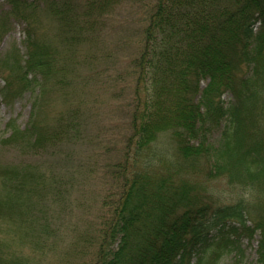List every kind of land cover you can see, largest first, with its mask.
I'll return each mask as SVG.
<instances>
[{"label":"trees","instance_id":"1","mask_svg":"<svg viewBox=\"0 0 264 264\" xmlns=\"http://www.w3.org/2000/svg\"><path fill=\"white\" fill-rule=\"evenodd\" d=\"M5 1L0 43L18 25L23 50L0 54V103L28 93L29 113L0 137L22 154L0 167V264H43L51 236L68 239L49 243L56 264H217L232 251L239 262L241 241L255 236L264 264V0L145 4L123 85L132 91L119 104L126 124L99 166L79 77L88 81L81 70L97 57L88 44L127 0ZM109 75L101 93L118 100ZM48 95L60 104L42 122ZM221 178L218 194L208 184ZM93 179L98 214L84 230L54 234L34 214L79 208L69 196Z\"/></svg>","mask_w":264,"mask_h":264},{"label":"rangeland","instance_id":"2","mask_svg":"<svg viewBox=\"0 0 264 264\" xmlns=\"http://www.w3.org/2000/svg\"><path fill=\"white\" fill-rule=\"evenodd\" d=\"M148 1L149 0H127L125 2L119 3L114 10L112 17H110V20L108 21V32L105 31V33H103V37L99 42H97V44H88L89 48L93 47L92 50L94 54L97 55V57L88 64L90 65L89 68L84 67L85 69L81 70V75H84L85 72L89 70L87 72L89 73V77L87 82H83V78L81 79L79 77V97L80 99H83L82 101L89 111L87 132L91 134L96 133L98 135V166L101 165L102 162L104 164L106 158L110 159L115 156L114 149L112 154H109L110 151H103L105 147H108L106 141L110 138L109 143L111 145H115L119 139L117 136L121 135V133L124 131L123 126L126 124V120L123 119L125 116V110L122 108L120 109L119 104L120 102L125 104L128 94L132 91L131 82L128 88H123V85L126 83L124 79L125 75H127L126 72L129 69V56L135 52L134 41L136 31L142 24L144 12L147 11V9H145V4H147ZM0 3L3 4V8L8 7V3H6L5 0H0ZM134 32L135 36H133ZM22 37V29L18 25H14V29L11 31V33L6 35L0 43V54L5 49H7L11 43H15L22 48L20 43ZM87 52L88 51H86V53ZM118 71L123 72V76H116ZM110 73L115 78V84L112 85L111 88L115 87L116 91L113 94H117L116 96L119 98L118 100H112V96L109 93H101L100 84L105 87L109 81H111L112 76L109 75ZM121 77L124 78L122 79ZM27 98L28 93H26L22 99L16 100L11 107L0 103V137L4 136L7 138L5 136L9 133L7 124L9 119L12 117L18 116L17 121L12 123L13 125H23L26 122L29 113V101ZM225 98L226 96H224V99ZM59 104L60 103L57 99L52 96L49 97L48 95L45 98L42 107L39 109L38 120L42 122L49 121L51 115L57 108H59ZM219 133L220 130L215 133L214 137L217 138ZM2 143H0V167L3 164L11 165L13 162H15L13 159L22 155L20 153H12V151H16L15 148H13L11 145H4ZM158 146L164 147V145ZM92 147L96 149V146ZM77 153L80 154L79 157L81 158H86L87 156H93L95 154L93 151L90 153H85L83 148H78ZM39 157H42V155H39L35 158ZM30 159L33 160V157H30ZM47 159L45 161L49 162ZM85 160L86 159L83 161ZM33 162V167H35L36 170L41 168L39 167V163H36L35 161ZM41 166L44 167V165ZM96 182L97 181L94 179L83 182L80 190L76 193H72L69 196L68 201H78L77 205H79V208L73 207L70 210L69 207L66 214L57 215L56 213L48 212L47 210L49 207H47L48 209H39L35 211L34 214L36 217L45 216L49 218L48 223H50L51 227H53L54 234L55 227L59 229L57 233L58 235L69 231L80 232L84 230L86 226L89 225V222H92L98 214L99 203L96 204V202H98V197L95 195L99 193L100 186L98 183L95 184ZM208 185H211L214 188V191H217L219 194L220 187L223 185L222 178L213 179V181ZM39 221H41V219ZM4 226L5 224L3 223V228ZM55 239L56 238L51 236L49 241L44 243L47 257L42 258L41 263L56 264V258H50L49 260V243H68V239L60 240V242H57L59 238L56 240ZM256 244L257 236L251 240L244 238L240 243V247L243 252L241 253L239 262H236V258L234 256L235 251H232L222 255L217 264H257L255 259ZM73 264H76V262H73Z\"/></svg>","mask_w":264,"mask_h":264}]
</instances>
